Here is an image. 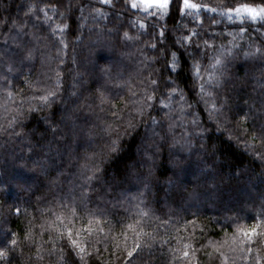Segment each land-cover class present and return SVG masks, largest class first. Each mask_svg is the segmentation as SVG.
I'll return each instance as SVG.
<instances>
[{"label": "trees", "instance_id": "trees-1", "mask_svg": "<svg viewBox=\"0 0 264 264\" xmlns=\"http://www.w3.org/2000/svg\"><path fill=\"white\" fill-rule=\"evenodd\" d=\"M192 2L207 4L209 9L240 3L264 7V0ZM29 5L31 14H27ZM180 7L181 0H173L171 15L160 18L161 25L166 19L168 29L161 39L171 51L180 47H174L173 42L182 35L199 42L207 38L205 33L219 36L218 43L225 47L239 46L233 48L235 55L223 69L222 86L216 90L205 84V90L212 93L204 97L207 103L200 100L199 89L208 78L206 73L196 80L193 90L191 74L169 73L164 70V59L153 63L160 56L149 47L157 43L158 33L152 27L156 21L142 9H132L130 0H0V21H6L0 24V85L6 78L11 81L10 90L23 89L24 95H30L32 82L54 76L51 70L60 73L59 103L11 127L8 122L15 118L18 97L9 98L0 87V228L16 232L20 240L17 252L9 253L10 259H0V264H55L59 251L50 256L53 242L43 243L48 234L41 238L44 259L38 260L33 255L35 246L25 242L24 233L33 218L36 225L43 222V210H50L44 212L49 220L55 218L51 213L67 214L61 207L64 203L75 206L78 215L84 217L76 227L88 224L89 218L93 220L88 225L93 229L91 237L87 232L77 237L85 245L89 239L94 243V248L87 249L93 252L92 259L85 257L87 264H99L95 250L103 254L101 258H107L108 264H127L113 261L111 253L121 256V249L130 248L132 239L125 240L119 226L109 231L105 220L114 223L125 215V208L134 218L136 209L132 205L136 204L157 224L169 217L179 221L176 227L180 231L169 228L176 237L170 245L161 250L157 243L151 254L147 249L134 253L129 258L131 264H169L173 255H180L169 248L183 249L185 244L190 253L196 250L195 264H264V248L256 243L245 245L252 248L251 252L230 250L236 226L225 224L226 217L238 213L245 217L240 221L244 226L255 223L258 213L264 217V27H260L259 18L252 22L245 14L243 26L247 32L239 33L235 25L241 21L234 13L228 20L219 15L220 8L217 12L203 7L185 9L182 14ZM45 13L51 19L41 28ZM212 18L221 22L212 24ZM14 20L21 28L19 35L11 26ZM61 24L65 25L62 30L58 27ZM125 32L129 38H125ZM194 32L200 36L192 37ZM20 45L33 49V59L23 64L19 62ZM176 59L183 63L186 57L178 54ZM161 76H170L176 82L177 93L172 100H165L169 107L157 103L155 110L146 109L154 120L137 119L136 128L123 136L120 151L105 160L102 171L91 181H84L85 174L93 175L87 171L85 158L103 143L106 123L118 126L113 113L126 122L132 110L143 106L141 82ZM180 93L183 101L179 100ZM134 100L139 103L133 104ZM213 103L219 115L211 110ZM187 113L195 114L199 128L191 125L193 117ZM170 124L173 127L168 129ZM81 204L95 215L85 216ZM17 207L21 209L19 215L13 211ZM193 220L195 227H182L184 221ZM32 230L39 235V227ZM128 234L131 237V230ZM160 235L165 236L163 229ZM64 243H58L57 250ZM242 255L247 259L238 258ZM65 257L64 264H81L71 249L65 250Z\"/></svg>", "mask_w": 264, "mask_h": 264}, {"label": "snow or ice", "instance_id": "snow-or-ice-1", "mask_svg": "<svg viewBox=\"0 0 264 264\" xmlns=\"http://www.w3.org/2000/svg\"><path fill=\"white\" fill-rule=\"evenodd\" d=\"M102 3H110V0H101ZM129 0H126V3ZM173 0H130L131 8L143 10L147 16H150L152 20L156 21L155 24L152 25L153 29L157 31L158 38L157 43L149 45V47L154 51H159L160 56L158 58L153 59V63H159L160 59L165 60L164 70L171 73L172 71H176L177 75H180L181 72L185 74H191L193 77V84L195 90L196 80L199 79L205 73L207 74V79L204 82L199 84L200 89V100L207 103L208 101L204 99L205 96H211L212 93L205 90V84L209 87L218 90L222 84L220 77L223 76V69L227 67L228 63H231V58L235 55L233 52V48H238V45H232L231 47H225L223 43H218L220 37L212 34L209 35L205 33L204 35L207 38H201L198 42L195 39H190L189 36H181L179 39L173 42V46L179 45L180 47L176 49V51H171L163 38L168 31L166 27V19L164 25H161L160 18L170 16L171 12L170 7ZM53 9H55V5H51ZM203 7L205 11L217 12V8H220L221 11L219 15L221 17L227 16L228 20L233 19V13L235 14V18L240 20L241 22L235 27L238 29L239 33H246L247 29L243 26L244 20L243 17L245 14L250 18L252 22H255L258 18L261 21L260 27H264V7H253L247 3H240L238 5H217V7H213L211 9L208 8L207 4L200 5L197 3H193L192 0H181L180 12L183 14L185 9H198ZM157 10L155 12L151 10ZM33 11L32 5L28 7V13L31 14ZM43 11V9H41ZM63 16V13H60ZM45 20L41 25V28L44 25H47L50 17H47V13H45ZM221 21L215 18H212V24H219ZM6 23V21H0V24ZM18 22L12 21V28L16 29L17 35H19L21 28L17 27ZM61 30L65 27V25H58ZM141 28L144 27V24L141 23ZM179 25L176 24V30L179 29ZM186 27V25H185ZM251 27V25H249ZM258 31V29H256ZM52 35H55V30H51ZM231 33H229L230 35ZM192 37H199V32H194L190 34ZM125 38L128 37V33H124ZM39 39V37H37ZM235 40V37H233ZM7 44V41H4ZM62 44L63 41L61 40ZM157 44L159 48H157ZM261 44L264 45V41H261ZM180 48L183 49V52L180 53ZM260 49H257L259 52ZM20 52V60L19 62L23 64L25 61H29L33 59V49L28 48L26 45L19 46ZM181 54L186 57L185 61L181 63L178 59H176L177 55ZM255 53L246 52L245 55H254ZM171 57L169 60L168 58ZM207 60V64L205 65L203 61ZM62 62V61H61ZM219 66V67H218ZM55 73L54 76L46 77L44 82L42 81H34L30 85L31 94L24 95L23 89H16L14 92L9 89L8 86L11 85V81L6 78L3 80V84L0 87H4V91L9 98L18 97L16 100L17 103V112L15 118L12 121L8 122V126L11 127L16 123H20L22 120L28 119L30 115L37 111H44L45 109H52L55 105L59 103V93H60V73L56 70H51ZM156 71H161L157 69ZM151 73L149 76L151 77ZM161 81L163 82L164 90H161ZM24 84L28 85L29 81H23ZM143 84L142 89V97H143V106L136 108L133 111L131 117L125 122L120 120L116 113H113L114 117H117L116 123L117 127H113L112 124L105 125L104 131L106 136L103 139V143L100 145L98 151L92 153L91 156H87L85 159L88 161L87 171L93 172V175H84V181H91L96 173L102 171V165L105 163L106 159H110L117 152L120 151V146L123 141V136H126L136 128L137 119L144 121L154 120L151 116V111H145L146 109L155 110L156 104L159 103L163 105L164 108H168L169 104L165 102V100H172L174 95L177 93L176 82L171 79L170 76L163 77L158 79H147L141 82ZM159 93V95H157ZM135 96V92L132 93ZM160 97H164L161 99ZM179 100L183 101V94H179ZM133 104L139 103L138 100L132 101ZM200 102V101H197ZM25 105H27V110L25 112ZM189 107H191L189 105ZM183 110V109H182ZM212 111H216L219 115V112L216 110L215 103L212 104ZM188 115H192V120L190 121L191 125L194 128H199V121L195 118L194 113H187ZM26 126V125H25ZM161 130L165 132V137L167 135V130L164 129L163 122L160 123ZM173 125H168V129H171ZM121 128L123 132H121ZM200 133L197 132V135ZM261 139H264V133L261 134ZM247 147V144L245 145ZM87 188V184L84 185ZM72 204L75 205V201H72ZM62 208L67 210V214H55L51 213L55 218L49 220L48 217L44 214L43 210L40 212V218L43 221L39 225H36L33 220L29 221V227L26 228L24 233V240L29 246H35L36 252L33 254L36 259L43 260L44 257L41 255L42 246H41V238L47 233L48 240L43 241L44 244H47L49 241H52V248L48 250V254L50 256H56L57 251H59V255L57 256L55 264H64L66 259L65 250L71 249L72 253H75L78 257L81 264H87L85 257L87 256L89 259L93 258V252L88 251V248H94V243L91 239L88 240L87 245L77 237H80L82 233L87 232L88 236L91 237L93 229L88 227L93 220L91 218L88 219V224L83 225L82 227H76V223L80 220L84 219L77 213V209L75 206L69 207V204L64 203L61 205ZM85 212V216H93L94 213H91L85 205L81 204L79 206ZM133 208L136 209V212L133 214L129 208L124 209V216L116 218L113 223L110 220H105V223L108 225V230L113 231L117 226L120 227V235L124 236L125 240L132 239V246L130 248L121 249V256H116V253L113 251L111 253L113 257V261L122 260L127 261V264H131V260L134 253L139 254L142 253L145 249L148 250V253L151 254L154 246L159 243L161 246V250L166 246L170 245L173 239H176L175 236L169 232V228L175 229L177 233H179L180 229L176 227L179 224V221H172L171 217L168 219L161 221L159 224L150 220V213L141 209L139 204L132 205ZM14 214L19 215L21 213V209L19 207L15 208ZM264 212V208L261 210ZM245 217L241 216L239 213L235 216H230L225 218V224L228 227L235 225V232L231 237V244L229 248L233 252H238L243 254L244 252H251V247H245V245H251L253 243L258 244L261 248H264V217H262L259 213L254 218L255 223L249 226H244L240 223L242 219ZM131 220L130 223H126V221ZM219 223V221H218ZM192 225L196 226L195 220L193 221H184L182 227H188ZM33 227H39L40 232L39 235L33 232ZM206 227V226H205ZM150 229L146 231L145 229ZM164 230L165 236H161V230ZM129 230H131V237H129ZM99 231L103 232V228H99ZM201 234H203V229H201ZM194 235V234H190ZM36 239H33V237ZM181 239H183L181 237ZM61 241H65L66 243L62 244L61 247L57 250V244ZM98 242V241H96ZM20 245V240L17 237V233L11 231L10 229L0 228V259H10L9 253H16L17 249ZM116 247L119 248L120 245L117 243ZM220 245H217V250H219ZM189 245L185 244L183 249L180 248H169V251L172 253H180L179 256L173 255L169 264H172V261H178L179 264H195V249L191 251L188 250ZM259 250V248H258ZM107 251V249H105ZM22 254V250H21ZM102 253L99 250H95V259L99 261V264H108L107 258H101ZM210 258L212 257L211 253H206ZM238 258L247 259V256H240ZM226 259V258H225ZM221 264H225L224 261Z\"/></svg>", "mask_w": 264, "mask_h": 264}, {"label": "rangeland", "instance_id": "rangeland-1", "mask_svg": "<svg viewBox=\"0 0 264 264\" xmlns=\"http://www.w3.org/2000/svg\"><path fill=\"white\" fill-rule=\"evenodd\" d=\"M109 64H112V63H110V62H109ZM113 65H114V63H113ZM70 111H72V112H73V111H75V110L71 109ZM151 135H152V133H151Z\"/></svg>", "mask_w": 264, "mask_h": 264}]
</instances>
